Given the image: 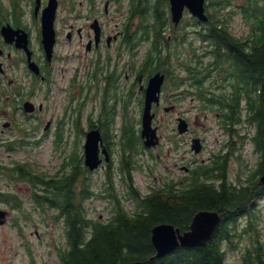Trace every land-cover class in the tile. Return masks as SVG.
Segmentation results:
<instances>
[{
	"label": "flooded vegetation",
	"instance_id": "flooded-vegetation-1",
	"mask_svg": "<svg viewBox=\"0 0 264 264\" xmlns=\"http://www.w3.org/2000/svg\"><path fill=\"white\" fill-rule=\"evenodd\" d=\"M131 1L0 0V150H17L28 141L23 136L39 130L43 138L53 130L54 144H59L66 136L64 125L69 122L73 123V132L78 133V137L83 135L84 146L88 131L98 128L110 160L104 161L90 175H85L89 183L93 174L103 173L105 189L92 191L91 199L100 197L113 202L117 194L129 200L130 189L122 178L116 141L123 135L142 137L141 115L146 103V89L151 77L158 72L166 75L160 103L154 104V126L158 128L161 143L146 152L152 156L165 144L179 150L185 141H189L188 151L199 155L207 147L206 137L199 133L200 127L212 128V124L218 125L228 135L223 143L228 152L219 155L220 160L229 156L227 168L233 145L236 151L243 148L245 136L239 129L242 118L240 125H235L232 130L227 120L229 116L220 108L223 103L231 104L234 96L243 114L247 109L245 87L240 85L234 90L231 78L224 79L217 74L201 72V76H194L190 72L197 68L179 66L180 62L173 56L160 69L150 65L148 58L151 53L148 51L142 60H138L137 43H144L146 39H143L144 28L141 29L143 25L136 17ZM144 25L147 27V22ZM165 33L170 38L167 30ZM197 33H200L199 29ZM196 54L206 61L210 52L204 50ZM74 58L78 62L72 70L60 66V63L65 64ZM82 69L84 73H81ZM70 71V86L62 90L63 116L47 118L45 115L48 103L54 97L55 86L59 90L63 88L57 83L58 75L60 73L62 77V73ZM174 80H177V85H174ZM94 100L96 106L83 116L85 107ZM186 104L192 108L184 109ZM175 110L177 114L173 118L171 114ZM134 112L139 114L137 120L132 118ZM94 113L98 115L94 116ZM105 115L108 122L102 123ZM83 117L86 128L78 131L75 123ZM181 118L188 123L189 129L185 133H179L177 129ZM9 133L13 134L11 138H8ZM58 139L60 141L56 143ZM195 139H200V153L191 148ZM116 152L118 161H115ZM160 155L161 152H157V156ZM101 157L105 159L103 155ZM212 158L209 156L201 161L195 158L187 163L176 161V168L182 173L169 179L170 183L183 186L193 182L200 166H206ZM67 159L71 160L70 155ZM12 161L15 164L19 160ZM0 164L8 165L1 159ZM116 183L123 188V196L117 192Z\"/></svg>",
	"mask_w": 264,
	"mask_h": 264
},
{
	"label": "trees",
	"instance_id": "trees-1",
	"mask_svg": "<svg viewBox=\"0 0 264 264\" xmlns=\"http://www.w3.org/2000/svg\"><path fill=\"white\" fill-rule=\"evenodd\" d=\"M246 1L248 5L245 4L244 11L249 19L254 20L249 36H237L230 29L227 19L209 14L210 21L199 34L200 43L205 44V51L210 52L207 61H202L203 58L196 54L199 48L188 32L172 24L168 0L131 1L134 13L143 25L141 29L144 28L143 39L151 42L148 60L154 69L166 66L173 56L179 60V66L197 68L190 72L194 76H201V72L217 74L224 79L231 78L234 90L240 85L245 87V116L234 96L231 104L223 103L220 108L229 116L227 120L232 130L242 121L255 127L254 134L249 137L260 151V159L257 167L241 183L235 184L227 177L229 156L221 160L218 156L214 163L200 166L193 182L183 186L167 182L152 187L144 194L135 186L132 175L133 168L141 167L136 159L141 151L140 136L123 135L116 142L121 174L129 185L133 210L127 207L123 197L116 194L110 216L101 219L89 216L86 209L85 201L90 198L92 190L85 175H89L90 171L77 149L70 156L71 160H66L62 169L52 175L28 162L0 164V174L11 180H28L33 186L34 204L55 210L52 218L56 222L63 221L67 246L58 247L61 264H231L227 261L228 251L237 249L238 243L246 239L239 264H264L260 229V201L264 197V184L259 183L264 174V4L260 0ZM229 4L231 0H208L207 7H226ZM146 22L147 27L144 25ZM166 30L171 33L170 38H167ZM185 48L191 51V56L183 54ZM184 56L189 58L183 63L181 57ZM174 85H177V80H174ZM103 118L105 122L102 123H107L108 117L105 115ZM76 127L78 131L82 128L79 120ZM59 141L56 140V143ZM234 151L235 145L231 153ZM12 198L14 207L21 210L20 216L29 219L31 216L23 209L24 202L20 196L3 192L0 186V199L8 202ZM199 210L218 211L221 216L207 244L178 247L152 260L156 254L151 240L153 227L160 223H172L182 231L187 230Z\"/></svg>",
	"mask_w": 264,
	"mask_h": 264
},
{
	"label": "rangeland",
	"instance_id": "rangeland-1",
	"mask_svg": "<svg viewBox=\"0 0 264 264\" xmlns=\"http://www.w3.org/2000/svg\"><path fill=\"white\" fill-rule=\"evenodd\" d=\"M245 4L248 5L246 0H231V5H227L226 7L211 6L208 7V9L216 16L227 19L230 29L237 36L246 37L253 31L252 25L254 20L247 17L244 11ZM193 21L192 15L186 12L181 25L184 27V30L189 31L191 36L194 37V30L198 27ZM183 27H180V29H183ZM167 33L170 34L169 30H167ZM194 38L196 45L202 49L203 43H200L199 38ZM149 46V42L141 44L138 50V60L141 58L143 59ZM187 52L188 50L185 48V53ZM77 62L78 60L74 58L70 59L65 64L60 63V66H67L72 70ZM81 73H84L83 69ZM71 74L72 71L65 74L62 73V77H60L59 73L57 83L63 88L59 90L58 86H55L54 97L48 103L49 106L47 114L45 115L47 118H60L63 116V109L65 107L63 103L64 92L62 90L64 88H69ZM83 80L85 82V75L83 76ZM95 106V100L91 101L85 107L83 116L86 114L88 115L91 108ZM187 108L191 109L192 106L186 104L184 109ZM136 109L138 112L139 108L137 107ZM96 112H98V109ZM176 114L177 111L175 110L171 115L175 118ZM97 115L98 113H94V116ZM189 115H192V113ZM132 118L137 120L139 114H135V112L132 113ZM79 121L82 129H85V117L82 119L80 118ZM210 126H212V128L203 127L202 125L200 127L199 133L204 135L207 139V149L199 155L188 151L190 147L189 141H185L179 150L171 149L169 145L165 144L154 152L152 156L149 152L145 151V148H142V151L136 157L138 163L142 164V168L133 173L139 189L143 193H147L150 191L151 187L158 186L171 178L179 176L182 171H178L176 168V161L181 163V160H184L187 163L195 158L201 161L202 158H209L212 152L218 151L221 148L222 140H227L228 135L218 125L212 124ZM74 130L75 127L72 122L64 125L66 136L63 142L60 141L59 146L54 144L53 130L50 131L45 138H43L41 130H39L38 133H31L29 136H23L22 138L28 141L23 142L15 151L8 152L7 149L2 148L0 150V159L2 162L8 164L12 163L13 159L25 161L31 163L42 172L51 175L55 174L62 168L63 162L65 158L69 157L72 148L77 149L80 153L82 151L83 153V135L78 137V133L75 134V132H73ZM254 132L255 127L253 125L243 124V135L248 134L250 136L253 135ZM12 135V133H9L8 138H11ZM157 152H161V155L157 156ZM237 154H241L243 159L242 163L236 156L230 160L229 178L233 180H235L239 174L247 176L250 171L257 167L260 159V151L256 149L249 138H244L242 151ZM115 161H118L117 152ZM1 179L3 184L2 190L14 195L18 194L20 199L24 202L23 209L26 210L31 217L25 220L20 216L22 213L20 209L14 207V198L10 199L8 202L0 199V209H6L9 212L6 223L4 225L0 224V264H61L58 247H66L67 243L63 221L56 222L52 218L56 211L49 208L44 209L34 204L31 198L33 186L28 180H11L6 176H3ZM89 181L92 186L91 189L95 192H101L105 187L102 172L93 174ZM116 187L117 192L119 194L121 193L123 196L124 193L121 185L116 183ZM125 204L130 210H133V203L130 200L125 199ZM112 205V201L100 197L88 199L85 203L89 216L93 218L99 217L101 219H106L110 216ZM35 206L37 207L35 208ZM260 216L261 239L264 243V198L260 201ZM246 243L247 239L243 242H239L237 249H230L228 251L227 261L229 263H240L242 251Z\"/></svg>",
	"mask_w": 264,
	"mask_h": 264
},
{
	"label": "water",
	"instance_id": "water-1",
	"mask_svg": "<svg viewBox=\"0 0 264 264\" xmlns=\"http://www.w3.org/2000/svg\"><path fill=\"white\" fill-rule=\"evenodd\" d=\"M172 20L178 24L184 16L187 8L193 15L201 20L207 21L206 0H170ZM164 83V75L157 73L149 81L146 93V104L142 116V136L145 139L146 147H154L159 144L157 128L153 127L155 114L152 112L153 103H159L160 92ZM264 87V75H263ZM179 131L185 132L188 129L187 122L180 120ZM100 143L102 137L99 129H92L87 134L85 143V163L91 169H96L102 160L100 159ZM193 148L199 152L201 147L199 140L195 139ZM106 155L108 151L104 149ZM109 158V157H108ZM259 183L264 184V174L260 177ZM7 212L0 210V224L5 223ZM3 218V219H2ZM221 216L218 211L199 210L192 218L187 230L182 231L172 223H160L153 227L151 240L156 249V254L152 260L163 257L176 250L178 247L205 246L219 225ZM127 264H141L140 262H130Z\"/></svg>",
	"mask_w": 264,
	"mask_h": 264
}]
</instances>
